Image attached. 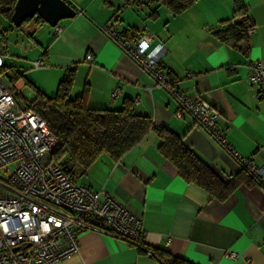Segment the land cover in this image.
<instances>
[{"label":"crops","instance_id":"0c3cea01","mask_svg":"<svg viewBox=\"0 0 264 264\" xmlns=\"http://www.w3.org/2000/svg\"><path fill=\"white\" fill-rule=\"evenodd\" d=\"M66 1L76 13L57 23V34L44 20H31L17 27L29 42L10 53L6 30L0 32L2 67L8 74L0 75L2 81L30 101L35 88L54 96L71 72L69 98L83 95L89 107L98 109L117 110L133 103L136 113L149 116L153 128L118 159L103 153L75 178L94 189L104 188L140 216L143 245L85 228L78 249L52 264H163L146 253L155 249L192 264H264V84L249 81L250 64L264 61V0H242L256 26L248 42L215 35L234 21L233 0H191L179 11L167 0L142 6L128 5V0ZM108 20L122 35H152L148 49L163 44L160 67L180 91L215 106L217 126L231 151L196 125L189 113L176 115L177 102L170 93L104 32ZM38 58H43V66L33 65ZM115 89L118 94L111 96ZM159 126L181 136L222 180L239 179L224 200L177 173L158 148ZM237 154L261 170L260 180L244 178ZM229 251L237 253L235 259Z\"/></svg>","mask_w":264,"mask_h":264},{"label":"built area","instance_id":"2783aa9c","mask_svg":"<svg viewBox=\"0 0 264 264\" xmlns=\"http://www.w3.org/2000/svg\"><path fill=\"white\" fill-rule=\"evenodd\" d=\"M110 2V0H105ZM150 0H128L127 4L144 5ZM245 33L250 38L256 26L244 11ZM108 20L103 30L154 82L166 89L177 102L176 115L189 113L196 125L203 127L228 151L225 133L217 126L218 110L200 97L180 91L171 76L160 67L164 46L159 43L148 49L153 36L127 38ZM53 33L60 31L57 24ZM92 60L91 55L86 56ZM4 64L0 52V67ZM45 64L43 58L33 62ZM249 81L264 84V61L250 64ZM189 75H193L189 72ZM119 90L111 92L116 96ZM56 138L45 120L20 98L13 84L6 85L0 77V264H52L78 249V236L85 228L98 230L138 246L144 230L140 216L104 188L94 189L77 183L51 159ZM235 155V151L232 150ZM242 168L261 178V170L237 154ZM260 180V179H259ZM264 184V181H260ZM147 253L152 255V250ZM235 259L237 253L229 251Z\"/></svg>","mask_w":264,"mask_h":264},{"label":"trees","instance_id":"16d2710c","mask_svg":"<svg viewBox=\"0 0 264 264\" xmlns=\"http://www.w3.org/2000/svg\"><path fill=\"white\" fill-rule=\"evenodd\" d=\"M16 0H0V13L8 19ZM191 0L165 1L173 11H179ZM68 2V1H67ZM234 16L224 29L215 31L221 40L248 42L245 20L239 15L245 11L242 0H233ZM31 20L43 21L39 16L25 18L24 25ZM131 39L130 35L124 34ZM6 67L0 68V75L8 76ZM71 72L59 83L54 96H47L35 88V96L25 101L45 123L56 138L51 159L57 162L67 175L74 178L85 174L91 164L103 153L118 159L127 150L141 141L153 128L149 116L135 112L133 103H126L120 109L91 108L83 95L69 98ZM20 75L14 76V79ZM160 139L158 148L175 166L177 173L187 182L204 188L212 197L224 200L240 182L233 178L224 181L216 175L209 165L188 147L181 136L164 126L155 127ZM244 178L255 180L245 168L241 169ZM141 240L138 246H142ZM152 256L160 258L163 264H192L187 260L169 254L166 250H152ZM147 253V252H146Z\"/></svg>","mask_w":264,"mask_h":264},{"label":"water","instance_id":"95a60500","mask_svg":"<svg viewBox=\"0 0 264 264\" xmlns=\"http://www.w3.org/2000/svg\"><path fill=\"white\" fill-rule=\"evenodd\" d=\"M76 10L66 0H16L10 20L20 27L25 18L39 16L50 26L60 20L73 17Z\"/></svg>","mask_w":264,"mask_h":264},{"label":"rangeland","instance_id":"374dc122","mask_svg":"<svg viewBox=\"0 0 264 264\" xmlns=\"http://www.w3.org/2000/svg\"><path fill=\"white\" fill-rule=\"evenodd\" d=\"M4 30H6L5 37L9 46L10 53L13 52L15 46L16 49L18 48V46L22 48L24 47V45H26L29 42L26 37V32L22 30V27L17 28L13 25L10 27V23L6 21L2 15H0V32H3ZM25 50H29V49H25ZM80 177L81 176H79V178Z\"/></svg>","mask_w":264,"mask_h":264}]
</instances>
